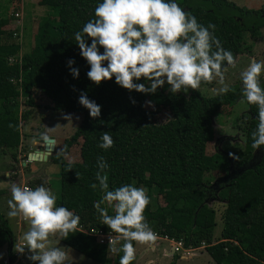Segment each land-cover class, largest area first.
Returning a JSON list of instances; mask_svg holds the SVG:
<instances>
[{"label":"trees","instance_id":"16d2710c","mask_svg":"<svg viewBox=\"0 0 264 264\" xmlns=\"http://www.w3.org/2000/svg\"><path fill=\"white\" fill-rule=\"evenodd\" d=\"M12 1L18 0H0V149L21 145V121L27 122L31 115L29 108L22 111L21 105L34 107L37 104L33 97L43 96L50 101L48 108L82 115L74 133L48 160L59 166L57 206L78 215L83 229L112 232L102 224L94 207L104 196L96 180L97 158L103 156L109 165L105 170L108 190L129 183L147 189L150 203L144 216L154 233L182 241L184 247L204 246L216 264H264V146L232 176L228 157L221 152L207 154V145L214 137L212 118L221 105L234 106L243 98L242 85L231 86L227 94L203 96L199 90H191L188 95L170 93L165 84L158 89L170 117L157 123L155 111L145 106L146 97L153 101L155 93L129 92L114 78L96 85L86 76L89 65L79 55L74 33L95 19L94 10L102 0H37L40 6L50 8V14L37 21L34 44L24 52L23 45L29 44L23 37L26 21L14 31L3 28L9 21L6 5ZM175 2L198 23L215 25L214 35L224 49L235 33L255 37L264 30V6L261 10L249 9L230 0ZM70 58L75 60L72 66L79 68L78 78L69 72ZM136 82L147 84L143 79ZM261 84L264 86L263 81ZM81 92L101 106L100 117L91 118L88 109L79 104ZM248 113L254 128H249L244 137L245 144L252 147L257 106L248 104ZM104 132L114 140V146L107 150L98 146ZM80 138L79 157L73 156L70 146ZM68 157L75 158L69 161ZM214 172L222 175L214 180ZM94 183L95 189L91 187ZM31 186L35 188L34 183ZM222 187H226L222 191L226 199L223 227L220 238L214 241L216 212L206 199ZM154 193L165 195L166 203L156 204ZM108 214L114 215L111 207ZM11 237L8 220L0 211V247L7 245V252ZM60 240L101 264L109 261L108 245L97 243L94 236L81 229L69 233L66 239L60 236ZM121 255L115 253V264H119Z\"/></svg>","mask_w":264,"mask_h":264},{"label":"clouds","instance_id":"9594fccd","mask_svg":"<svg viewBox=\"0 0 264 264\" xmlns=\"http://www.w3.org/2000/svg\"><path fill=\"white\" fill-rule=\"evenodd\" d=\"M94 15L95 19L74 33L79 55L89 65L86 76L94 84L114 78L118 86L129 92L145 94H154L167 84L168 91L177 94L198 90L202 82L211 83L218 78L221 87L216 90L217 94H227L231 90L225 83V71L226 66L236 67L233 53L224 49L215 37V25L205 27L198 23L196 17L175 0H102ZM74 63L72 58L67 60L70 74L78 78L79 68L73 67ZM262 73L264 61L255 58L239 73L243 98L258 108V123L251 133L254 149L264 146ZM141 79L147 81V86L136 82ZM78 102L88 109L91 118L100 117L101 106L86 93L81 92ZM145 104L152 106V101H145ZM64 119L72 120V114H65ZM100 139V148L107 150L114 146L108 132ZM108 167L105 158L99 156L96 180L104 196L94 207L102 224L118 234L115 239L109 237L108 248L113 253H123L119 264H132L136 258L133 242L151 244L157 238L144 216L150 198L146 188L130 183L108 190L105 172ZM91 187L95 189L97 184ZM56 200V195L44 185L35 188L11 185L7 215L20 216L30 222L28 231L22 236L24 243L15 251L23 255L27 249V259L35 264H68L67 252L60 247H48L47 241L52 234L59 233L66 239L69 233H75L80 217L64 206H57ZM104 204L107 207H101ZM108 207L114 210V215L108 214Z\"/></svg>","mask_w":264,"mask_h":264},{"label":"rangeland","instance_id":"374dc122","mask_svg":"<svg viewBox=\"0 0 264 264\" xmlns=\"http://www.w3.org/2000/svg\"><path fill=\"white\" fill-rule=\"evenodd\" d=\"M230 1H233L238 6H245L249 9L261 10L264 6V0ZM3 4H5V1ZM21 5H23V8L21 7ZM6 7L7 11L5 15L9 17V21L3 27L4 29L8 31L17 30V26H20L24 21H26L24 25L25 27L23 37L27 39L26 42H29V44L26 43V46L25 44L23 45L21 50L24 52L27 50L26 48H29L34 44V32L36 31L37 21L42 16L50 14V8L47 6H40L37 3V0L12 1L7 4ZM16 13H18L19 15L16 16ZM12 14H14V17H12ZM259 33L260 34L255 37L251 36L250 34H243L241 32L232 35L231 41H229L228 45L225 48L226 50H230L233 53V56L236 60L235 68L226 66L225 83L229 87L237 84L242 85L239 78V73L248 67L251 59L255 58L257 61H264V30L261 29ZM261 81L264 82V73H262L261 75ZM219 87H221V85L218 83L217 78L208 85H200V88L198 90L203 96H213L217 94L216 90ZM190 91L191 90H189L188 93H181L188 95ZM33 98L34 102L37 104L34 107H29L25 104L21 105L22 111H25L29 108L31 114L27 122L21 121V145H19L16 149H0V190H2L0 196V211L7 217L12 230H15L14 220L17 217H9L7 213L9 211L8 201L11 199V185L13 183H16L20 186L27 185L31 188H33V186H31V183H34L35 187L44 185L45 187L51 189L56 197L59 193L58 164L53 163L51 160H47L46 162H28L26 161L27 159H25L26 157L24 158L23 155L24 153H26V151L24 152L22 148L20 149V146H23L26 149L29 148L32 151H34L35 149L41 150L42 148L36 147L35 145L43 144L36 141L35 139L38 137L50 138L48 136H53L57 139V148L55 149V151L53 150L51 154L58 152L62 147L64 139L69 138L74 133L76 128L79 126L82 118L81 113L78 112H64L48 108L50 101L43 96L36 95V97ZM145 101H149L148 96L146 97ZM145 106L147 109L155 111V121L157 123H163L170 117L168 110L163 104L160 89H158L154 95L152 106H148L146 104ZM65 114H72V120L64 119ZM77 116L79 117V119H76ZM212 124L214 128V137L213 140L207 145V154H213L215 152H221L222 154H224L230 160L228 171L229 175H235L242 167H245V165H240H242L244 162H251L253 156L257 152V149L249 147L245 144V132L249 128H254L251 117L248 113L247 102L243 98H240L234 106H229L226 104L221 105V107H219L218 109V113L212 118ZM81 143L82 139L80 138L75 144H72L70 146L71 148L69 152L71 155L74 156V154H76L79 157L78 153ZM74 158L75 157H68L67 160L71 161ZM24 160L29 163V167L24 168L22 166ZM78 160L79 159L77 158L76 161ZM20 175H22L23 177H21ZM213 175L215 176V180L222 174H219V172H214ZM214 182L215 181H212V184H214ZM155 183L159 184V181H155ZM225 189L226 187H222L221 189L216 191L215 196L206 199V203L210 207L214 208L216 212V224L213 230L214 241H217L220 238L223 227L222 213L225 209L226 199L222 191ZM153 197L156 204L164 205L166 203V197L163 194L158 195L154 193ZM29 227L30 222L26 221L23 218L21 232L19 236L16 234L17 242L15 243L14 248H12L15 261L13 264H31L32 262H30L29 260V262L27 261L26 254L21 255L18 253L17 256L14 255V253H17L15 251L16 247L24 243V241L22 240V236L26 231H28ZM58 236L57 234H52L49 236V239L47 241L48 247H60L62 250L66 251L68 254V264H101L68 247L59 240ZM156 236V240L159 239L168 242L170 240L169 238H164L157 234ZM168 242H164V244L169 245ZM121 243H123V241H121ZM133 245H135L136 255H138V251L144 244L134 241ZM3 248L0 249V264H3L4 260L7 257L9 258L8 253L11 250L10 248V250L7 252V248ZM185 248L194 249L192 247ZM162 250V247H158V250L154 252L156 254H159V256L161 257L159 264H170V262L173 261L175 262V264H216L208 254V252L204 249V246H201L198 249L189 252V254L191 255L188 257L181 256V253L184 252L183 250L177 252V255L175 256L164 257ZM173 250L174 245L172 246V252H174ZM25 252L28 253L27 249H25ZM107 256L109 259L107 264H115V253L108 249Z\"/></svg>","mask_w":264,"mask_h":264},{"label":"crops","instance_id":"0c3cea01","mask_svg":"<svg viewBox=\"0 0 264 264\" xmlns=\"http://www.w3.org/2000/svg\"><path fill=\"white\" fill-rule=\"evenodd\" d=\"M48 137H50V138H53L54 139V151H55V149L57 148V145H56V143H57V139L55 138V137H53V136H48ZM59 139H61V138H59ZM63 140V139H62ZM28 142V141H27ZM36 147H40V148H42L41 150L40 149H35V150H39V151H42L43 150V146L42 145H35ZM22 148V150L25 152L26 151V153H24L23 155H24V158L25 159H27V154L29 153V152H31L32 150L31 149H26L25 147H23V146H20V149ZM25 148V149H24ZM22 150H20V151H22ZM51 155V154H50ZM50 155H48V158H49V156ZM48 160V159H47ZM46 160V161H47ZM26 161H28V160H26ZM25 160L23 161V163H22V166L24 167V168H26V167H29L28 165H29V161L30 162H32V160H29L28 162H26ZM45 161V162H46ZM34 162V161H33ZM39 162H43V161H39ZM27 174V173H26ZM31 175V174H30ZM21 177H23L22 175H20ZM38 179V178H37ZM41 182V181H40ZM3 203V202H2ZM1 206V205H0ZM4 217L7 219V217L4 215ZM13 218V217H12ZM8 220V219H7ZM22 221H23V217H20V216H18L15 220H14V222H15V230L13 229H11V227H10V230H11V233H12V237H11V251H10V254H9V256L10 257H12V253H13V250H12V248H14V246H15V243L17 242V240H16V236L18 235L19 236V234H20V232H21V228H22ZM8 224H9V221H8ZM9 226H10V224H9ZM17 234V235H16ZM57 234V236L59 235V233H56ZM60 236L61 235H59L58 236V238H59V240H60ZM61 241V240H60ZM62 242V241H61ZM164 242H168V241H164V240H159V239H157V240H155V242L154 243H151V244H144V245H142V247H141V249L138 251V255H136V258H135V260H134V263L135 264H139L140 263V261H141V263L140 264H159V262H160V259H161V257L159 256V254H156V253H154V252H156L157 250H158V247H162V251H163V256L164 257H167V256H170V257H172V256H175V255H177L176 253L177 252H172V246L174 245V240H172V239H170L169 240V245H165L164 244ZM65 244V243H64ZM66 245V244H65ZM6 247L7 248V245H3L2 247H0V249L1 248H3V247ZM4 247V248H5ZM69 247V246H68ZM3 248V249H4ZM134 248H135V245H134ZM199 248V247H198ZM198 248H194L193 250H196V249H198ZM161 251V250H160ZM150 253H152V254H150ZM25 254L26 255H28V253H26L25 252ZM191 254H189V255H186V254H183V253H181V256L182 257H188V256H190ZM160 257V258H159ZM27 261H28V259H27ZM29 262V261H28ZM31 262V261H30ZM22 264V263H21ZM31 264H34L33 262H31Z\"/></svg>","mask_w":264,"mask_h":264},{"label":"built area","instance_id":"2783aa9c","mask_svg":"<svg viewBox=\"0 0 264 264\" xmlns=\"http://www.w3.org/2000/svg\"><path fill=\"white\" fill-rule=\"evenodd\" d=\"M16 16H18L19 14H15ZM24 186H27V185H24ZM29 187V186H28ZM78 229H81L85 232H87L88 234L94 236L96 238V242L99 243V244H105V245H108V240H109V237L111 238H116L118 236V234H115L113 232H105L104 230L102 229H90L88 231H86V229H83V227L81 225L78 224ZM164 238H167V237H164ZM180 250H183V254H186V255H189V252H191L193 249H187L183 246V243L182 241H174V252H179ZM18 253H14L15 256H17ZM15 261H14V256H13V253H12V257L9 256V258L7 257L3 264H13Z\"/></svg>","mask_w":264,"mask_h":264},{"label":"water","instance_id":"95a60500","mask_svg":"<svg viewBox=\"0 0 264 264\" xmlns=\"http://www.w3.org/2000/svg\"><path fill=\"white\" fill-rule=\"evenodd\" d=\"M35 140L43 144V150H34L29 152L27 154V160L45 162L48 159V155H50L51 152L54 150V139L47 137H38Z\"/></svg>","mask_w":264,"mask_h":264},{"label":"bare ground","instance_id":"6f19581e","mask_svg":"<svg viewBox=\"0 0 264 264\" xmlns=\"http://www.w3.org/2000/svg\"><path fill=\"white\" fill-rule=\"evenodd\" d=\"M55 145V144H54Z\"/></svg>","mask_w":264,"mask_h":264}]
</instances>
